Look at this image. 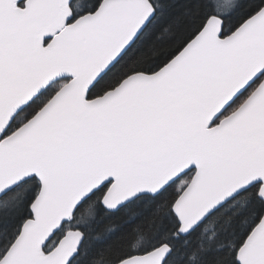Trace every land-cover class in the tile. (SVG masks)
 <instances>
[{
  "label": "snow or ice",
  "instance_id": "6c2138e0",
  "mask_svg": "<svg viewBox=\"0 0 264 264\" xmlns=\"http://www.w3.org/2000/svg\"><path fill=\"white\" fill-rule=\"evenodd\" d=\"M0 264H264V0H0Z\"/></svg>",
  "mask_w": 264,
  "mask_h": 264
}]
</instances>
